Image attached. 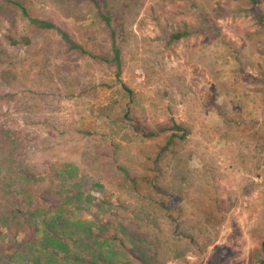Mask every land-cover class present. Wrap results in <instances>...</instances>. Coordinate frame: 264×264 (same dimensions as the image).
<instances>
[{
  "label": "rangeland",
  "instance_id": "rangeland-1",
  "mask_svg": "<svg viewBox=\"0 0 264 264\" xmlns=\"http://www.w3.org/2000/svg\"><path fill=\"white\" fill-rule=\"evenodd\" d=\"M263 239L264 0H0V264H264Z\"/></svg>",
  "mask_w": 264,
  "mask_h": 264
},
{
  "label": "trees",
  "instance_id": "trees-1",
  "mask_svg": "<svg viewBox=\"0 0 264 264\" xmlns=\"http://www.w3.org/2000/svg\"><path fill=\"white\" fill-rule=\"evenodd\" d=\"M185 32L186 31H179V32H176V34L174 35V38H179V37H181V36H183V35H185ZM1 221H2V223H6L5 222V219H1ZM4 221V222H3ZM262 249H263V251H264V239H263V241H262Z\"/></svg>",
  "mask_w": 264,
  "mask_h": 264
},
{
  "label": "crops",
  "instance_id": "crops-1",
  "mask_svg": "<svg viewBox=\"0 0 264 264\" xmlns=\"http://www.w3.org/2000/svg\"><path fill=\"white\" fill-rule=\"evenodd\" d=\"M187 5H192V4L190 2H188Z\"/></svg>",
  "mask_w": 264,
  "mask_h": 264
}]
</instances>
